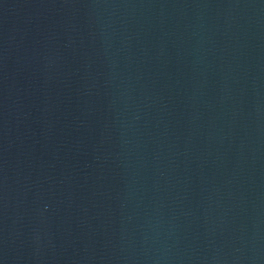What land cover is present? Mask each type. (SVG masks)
Segmentation results:
<instances>
[{"label": "water", "instance_id": "1", "mask_svg": "<svg viewBox=\"0 0 264 264\" xmlns=\"http://www.w3.org/2000/svg\"><path fill=\"white\" fill-rule=\"evenodd\" d=\"M176 264H264V0H108Z\"/></svg>", "mask_w": 264, "mask_h": 264}]
</instances>
